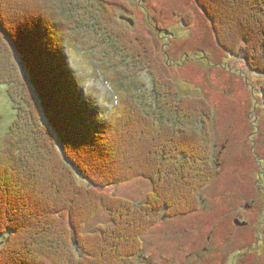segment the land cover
Here are the masks:
<instances>
[{
    "label": "trees",
    "instance_id": "obj_1",
    "mask_svg": "<svg viewBox=\"0 0 264 264\" xmlns=\"http://www.w3.org/2000/svg\"><path fill=\"white\" fill-rule=\"evenodd\" d=\"M193 1L220 48L264 77V0ZM125 8L0 0V87L16 112L0 151V264H123L142 254L162 214L201 207L216 175L214 109L180 94L147 35L115 24ZM74 47L117 98L107 121L70 69ZM134 179L150 184L142 203L106 192ZM100 214L107 222L89 228Z\"/></svg>",
    "mask_w": 264,
    "mask_h": 264
},
{
    "label": "rangeland",
    "instance_id": "obj_2",
    "mask_svg": "<svg viewBox=\"0 0 264 264\" xmlns=\"http://www.w3.org/2000/svg\"><path fill=\"white\" fill-rule=\"evenodd\" d=\"M116 1L123 8L130 9L131 12L117 9L114 18L115 24L132 34L147 35L153 42V56L158 67L161 68L167 79L173 81L180 94L190 98L206 99L214 109V144L211 150V158L216 164V175L202 191L200 199L210 198L211 192L223 193L225 198L234 196L228 195L222 187L224 181L221 178L224 175L221 173L225 171L232 173L236 166H242L240 169L242 177L248 175L256 181L257 179L253 177L254 170L258 171V167L264 166V101L261 91L264 77L252 71L244 60L231 56L220 48L211 24L205 19L193 0ZM245 18L244 16L243 19ZM130 20H133V26L129 23ZM189 20H192L190 25ZM66 54L70 69L80 84L83 98L91 100L101 112L102 119L107 121L112 109L117 104V98L108 83L100 76L98 65L89 59L81 48H69ZM143 80L150 89L153 85L150 74L145 73ZM227 84L233 85L234 104L232 98L229 102H223L225 97L222 96L221 90L224 88L226 90ZM256 98L259 104H257ZM244 99H248L251 107L256 104L259 105L263 121L262 132L254 131L255 128L251 126L254 113L251 114V119H249L251 115L248 114L246 116L248 122L243 121L238 129H234L233 142L229 144L226 151H223V146L226 145L228 139L229 127L235 123V116L243 115L240 102ZM15 113L8 87H0V148L4 146L6 133L15 121ZM102 161L109 165L108 160ZM219 164H222L220 171H218ZM78 177L83 185H87L86 180L79 175ZM147 183L137 179L124 183L116 189L115 187L108 188L106 192L108 191V194L111 195L117 193L122 198L140 203L145 200V196L149 192L150 187ZM227 184L233 185V179L227 181ZM242 186L244 187V185ZM222 200L223 198H221ZM209 204L210 201H206L204 211L208 209ZM212 216L210 215L209 218ZM107 220V215L100 214L90 223L89 228L105 224ZM167 220L163 217L160 218L157 225L145 237L143 253L123 264L160 262L163 257L167 259L171 255L170 242L172 239L185 237L182 239V243L186 246L193 240L190 237L180 236L181 230L172 229ZM173 231H175V235L172 238ZM231 237L236 240V243L234 244L233 241L231 244L228 241L227 249L223 253L224 256H230V249L242 251V246L245 244L253 246L250 238L243 234L238 236L232 234ZM234 246H239V248ZM258 254L255 253L254 257H258ZM241 255L242 253L236 255L238 259L234 261L238 264L250 263L246 259L252 256L242 255L244 257H241ZM234 257H231L227 262H232ZM146 258L147 261H145ZM261 258L264 260V255ZM163 263L169 264L165 260Z\"/></svg>",
    "mask_w": 264,
    "mask_h": 264
},
{
    "label": "flooded vegetation",
    "instance_id": "obj_3",
    "mask_svg": "<svg viewBox=\"0 0 264 264\" xmlns=\"http://www.w3.org/2000/svg\"><path fill=\"white\" fill-rule=\"evenodd\" d=\"M226 87V90L225 88L221 90L222 96L225 97L223 102H229L232 98L234 104L233 85L227 84ZM255 100L259 104L258 99ZM257 104L251 107L248 99L240 102L243 115L235 116V123L229 127L228 139L226 145L223 146V151H226L229 144L233 142L234 129H238L243 121L248 122L246 118L248 114L254 113L253 124L251 125L255 128L254 131L262 132V115ZM251 118L252 115L249 119ZM219 166L218 171L221 170L222 164H219ZM241 168L240 165L236 166L232 173L229 171L221 173L224 175L223 178H221L222 175L220 177L224 181L222 187L228 195L234 196L225 198L222 195L223 193L211 192V197L205 199L207 202L210 201L206 211H204L206 201L202 200V207L196 212L167 220L170 222L169 225L172 229L181 230L180 236L190 237L193 240L186 246L182 243V239H185V237L172 239L170 242L171 255L167 259L163 257L160 262H148V264H165L163 263L164 260L169 264H238L234 260L238 259L236 255L240 253L244 256H252L246 259L250 262L247 264H264V260L261 258L264 255V166L258 167V171L254 170L253 177L257 179L256 181L248 175L242 177ZM230 179H233V185L227 184ZM221 198H223L222 201ZM210 215L213 216L209 218ZM188 218L190 220H187ZM174 233L175 231H173L172 238L175 235ZM232 234L235 236L243 234L245 237L250 238L253 246L245 244L242 246V251L230 249V256H224L223 253L227 249L228 241L231 244H233V241L234 244L236 243V240L231 237ZM235 248H239V246ZM255 253H259V256L254 257ZM242 255L241 257H244ZM231 257H234V262H227ZM145 261H147V258Z\"/></svg>",
    "mask_w": 264,
    "mask_h": 264
},
{
    "label": "snow or ice",
    "instance_id": "obj_4",
    "mask_svg": "<svg viewBox=\"0 0 264 264\" xmlns=\"http://www.w3.org/2000/svg\"><path fill=\"white\" fill-rule=\"evenodd\" d=\"M33 3H35L37 6L40 3V0H33Z\"/></svg>",
    "mask_w": 264,
    "mask_h": 264
},
{
    "label": "water",
    "instance_id": "obj_5",
    "mask_svg": "<svg viewBox=\"0 0 264 264\" xmlns=\"http://www.w3.org/2000/svg\"><path fill=\"white\" fill-rule=\"evenodd\" d=\"M129 23L131 24V26H133V25H134V22H133V21H130Z\"/></svg>",
    "mask_w": 264,
    "mask_h": 264
}]
</instances>
